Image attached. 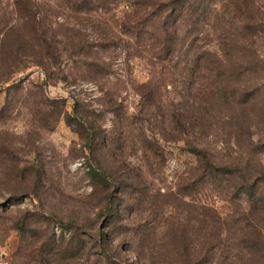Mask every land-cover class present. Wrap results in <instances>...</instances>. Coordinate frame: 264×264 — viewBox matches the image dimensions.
I'll list each match as a JSON object with an SVG mask.
<instances>
[{"label": "trees", "instance_id": "16d2710c", "mask_svg": "<svg viewBox=\"0 0 264 264\" xmlns=\"http://www.w3.org/2000/svg\"><path fill=\"white\" fill-rule=\"evenodd\" d=\"M9 2L12 10L5 15L4 24L0 21V89L3 88L6 94L20 93L22 80L18 84L12 81L32 68L41 70L48 84L61 81L69 85L82 78L100 81V84L104 83L103 99L114 114L115 122L117 120L114 130L134 129L133 135L137 137L133 143L135 157L139 153L141 157L137 163L128 164L123 156L114 153L113 145L109 144L102 129L99 137L96 126H85L83 120L87 114L78 110L79 101L71 114L66 111V101L59 100L51 105L57 111L59 108L55 116L57 122L65 118L66 123L78 132L87 133L91 129L94 147L97 148L100 140V147L108 150L110 156L119 157L115 165L100 162V169H92L95 189L106 193L103 202L107 205L109 202L104 212L107 221H120L121 195L148 189L155 166L159 168L154 161L164 152L162 143L172 142H180L183 145L179 148L181 155L191 160L184 165L175 186L185 206L196 203L201 195L218 194L228 198L232 193L247 195L254 207L260 206L257 174L250 178L243 164L219 162L206 142L212 137L216 123L222 121L214 117L212 108L230 93L221 89L222 85L230 78H238L239 72L230 67L245 68L258 61L254 50L262 39L259 29L264 23L259 0ZM88 31H91L90 35ZM248 50L253 51L251 59L242 57ZM137 61L146 62L152 70L147 82L134 87L141 101L136 114H129L119 103L123 91L119 88L125 86L127 79L131 81V64ZM76 65L82 71L81 78L71 72V67L75 69ZM122 67L127 68L126 80L122 74L115 77V69L120 71ZM111 80L115 82L111 83ZM169 86L194 98L193 117L181 115V110L167 113L165 102ZM233 90L236 92V88ZM213 119L217 121L215 124ZM153 121L162 125L159 132L155 130L160 127H145ZM91 150L94 152L93 148ZM239 203L242 204V200ZM200 206L196 211L200 222L198 244L186 242L189 231L179 229L177 235L183 249H178L177 255L184 263L170 260L171 264H202L196 261L197 255L202 261L207 260L203 264H209L219 253L225 254L222 238L226 237L227 228L224 217L208 205ZM260 211L261 208L253 209L252 206L248 215L244 211L239 214L237 222L248 221ZM37 218L28 213L10 221L23 243L11 264H79L84 258L89 264L94 256L91 250H97L96 264H100L101 259L105 262L107 258H113L109 246L93 236L89 240L97 241L94 245L76 233L69 240H57L53 222L45 218L35 222ZM42 225H45V231L38 228ZM251 228L258 234L255 225ZM143 233L145 239L150 240L162 235L158 227L147 228ZM3 246L0 244V251ZM89 246L91 248L87 249ZM25 251L28 253L23 255Z\"/></svg>", "mask_w": 264, "mask_h": 264}, {"label": "rangeland", "instance_id": "374dc122", "mask_svg": "<svg viewBox=\"0 0 264 264\" xmlns=\"http://www.w3.org/2000/svg\"><path fill=\"white\" fill-rule=\"evenodd\" d=\"M9 1L0 0L2 24L5 15L12 10ZM259 1L264 13V0ZM259 30L262 39L254 50L258 61L245 68L230 67L239 72L238 78H230L222 85L221 89L230 93L212 108L214 117L222 121L213 119L214 124L217 123L206 142L219 162L243 164L250 178L257 174L260 206L254 207L247 195L235 193L228 198L218 194L201 195L195 198L196 203L185 206L175 186L184 165L191 160L181 155L179 148L183 145L180 142H172L162 143L164 152L154 161L159 168L155 166L148 189L121 195L120 221H107L104 212L109 202L108 205L103 202L106 193L95 189L92 169H100V162L115 165L119 157L110 156L108 150L100 147V140L97 148L94 147L91 129L87 133L78 132L65 118L57 122L55 116L59 108L57 111L51 105L59 100L66 101V111L71 114L79 101L78 110L87 114L83 120L85 126H96L99 137L102 129L114 153L123 156L128 164L137 163L141 157V153L135 157L133 143L137 137L133 135L134 129L114 130L117 120L115 122L114 114L103 99L104 83L82 78L69 85L61 81L48 84L42 71L32 68L12 81L18 84L22 80L20 93L6 94L0 89V244L4 245L0 264H11L23 244L20 233L10 221L28 213L38 217L35 222L50 219L57 240H69L76 233L92 245L100 241L109 246L113 258L105 262L101 259L100 264H171L170 260L184 263L177 255L178 249H183L177 231L186 228L189 231L186 242L198 244L200 222L196 211L200 205L217 210L224 217L227 228V235L222 238L226 252L219 253L209 264H264V23ZM87 33L90 35L91 31ZM245 53L242 57L252 58L253 51ZM76 67L72 66L71 72L81 78L82 71ZM121 69H115V77L122 74L126 80L127 68ZM151 70L152 66L146 62L131 64V81L127 79L125 86L119 88L120 92L123 89L119 103L129 114H136L141 101L134 87L147 82ZM167 91V113L181 110V115L193 117L194 98L170 86ZM145 127H160L155 130L159 132L162 125L153 121ZM252 206L253 209L261 208L256 219L237 222L239 214L244 211L248 215ZM251 225H255L258 234ZM153 227H158L162 235L145 239L144 230ZM38 228L46 229L45 225ZM90 236L97 241L89 240ZM105 236L109 237L105 239ZM91 252L94 256L89 264H96L97 250ZM86 260L84 258L79 264H86ZM196 261L203 264L207 260L202 261L197 255Z\"/></svg>", "mask_w": 264, "mask_h": 264}]
</instances>
